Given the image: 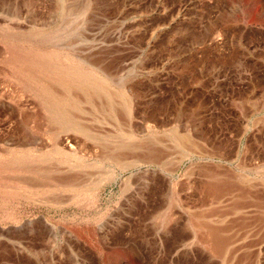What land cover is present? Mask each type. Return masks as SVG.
<instances>
[{
  "label": "rangeland",
  "instance_id": "374dc122",
  "mask_svg": "<svg viewBox=\"0 0 264 264\" xmlns=\"http://www.w3.org/2000/svg\"><path fill=\"white\" fill-rule=\"evenodd\" d=\"M43 91L93 141L56 149ZM20 151L82 176L0 189V264H264V0H0V157Z\"/></svg>",
  "mask_w": 264,
  "mask_h": 264
},
{
  "label": "bare ground",
  "instance_id": "6f19581e",
  "mask_svg": "<svg viewBox=\"0 0 264 264\" xmlns=\"http://www.w3.org/2000/svg\"><path fill=\"white\" fill-rule=\"evenodd\" d=\"M5 63L7 65H9V66L17 67L19 69H22L27 64H29L30 62H29V60H28V58L26 56L21 55V54H17V53L14 52V53H11L8 56V60H6ZM32 64H33V66L35 68L36 67L39 68L38 63L35 62V63H32ZM46 76H48V74ZM72 76L75 77L74 75H72ZM73 77H70L71 80H68L67 81V79L65 77H62L60 74H53V75L50 76V78L52 80H54V81L55 80H59L60 83H61V85L63 84V86H61L63 88L67 86L68 82L76 83L77 85L74 88H76L77 86H79L78 85L79 80H77L76 77H75V79L72 80ZM70 78H68V79H70ZM15 80H16V83L18 85H20L22 88L27 89V86L24 83L25 81H23L21 79H15ZM43 83H45V82H43ZM73 83L72 84L69 83L68 87L69 88H72L71 86H74L75 85V84L73 85ZM68 87H66L67 88V91L69 89ZM62 91H64V90H62ZM34 96H35L36 102H37V104H38L41 112L46 116L48 114V111L50 112L51 109L48 110V108H47L48 106L46 107L45 105H46L47 102L49 104L51 103L49 101V99L52 98L54 96V94L52 96V94L50 92L43 91V92H40V93L37 92L36 94H34ZM54 103H55V107L53 105V109L51 111H53V112L56 113V120L57 121L59 120L60 125H63V128H60L63 131H61L58 135H56V137L58 139H60V136H61L60 141L57 142V147H55L56 149H58L59 151L63 152V148H59L63 144V142H67V140H69V139L71 140L74 137L78 138V135H80V137L81 136L82 137H86V138L91 139L93 141L95 135H93L91 132H89L88 129L80 126L79 124H76V121L74 123V120L70 119V117L68 116V114L66 112H64L62 110V108H60V105H62V102H60L59 100H57V101H54ZM63 104H65V103L63 102ZM50 108H52V107L50 106ZM124 110H125V115L128 116L129 112H128L127 108L124 109ZM127 116H126V118H127ZM69 127H70V129H69ZM185 140L186 139H184V141ZM185 142L190 147L193 144L192 143V140L190 141V140L187 139ZM193 145H195V144H193ZM199 146H200V143H199ZM86 149H88V148H86ZM135 149H137V148H135ZM135 149H132V150L135 151ZM104 151H102V152L103 153H106V151L105 152ZM121 151H123V150H121ZM63 153L68 154L66 152H63ZM116 153H118V152H116ZM24 154H26L25 151H20L18 153H12V154L9 153L7 155V157H0V189H9V188H14L15 189V188H19L20 187L23 190L24 188L25 189H31V187L34 188L36 186H39V187H42V188H44L45 186H47L49 188H51V186H54L57 189L58 188H60V189L63 188L64 189L65 187H71L72 185L76 184V182L78 181V179L82 176V175L79 176V175L74 174L75 171L73 169H72L73 170L72 173L70 171L68 172V170H64V168H67V167H64L63 166L64 168L62 169L60 167V164H54L52 166H42V164L41 165H36L33 161H31L30 159H28L27 155L25 156ZM114 155H116V154L114 153ZM119 155H120V153H119ZM204 155H206V154H204ZM120 156H123V155H120ZM117 159L118 158H116V161H117ZM71 168H75V166H73ZM75 170H80V169H75ZM76 172H78V171H76ZM202 173H203V171H202ZM204 173H205L204 176H207V180H206V183H205V190H207L209 193L213 191L216 194V196H217V193H222V192L224 193L226 189H229L230 190V189H232L234 187H235V189H236V187H239V190L237 189L239 192H240V189H241V193L244 191L248 195H251V194L257 192L256 191L257 190L256 185H254V184H250L249 183V184L246 185V183H245V185H244L243 181H240L239 184H242L243 187L240 186V185L237 186L238 185L237 183L239 182L240 179L238 181L237 180L235 181V179L232 181L227 176L224 178V176L216 175L215 173L208 172V171H205V170H204ZM242 189H243V191H242ZM263 192H264V190H263ZM12 193H14V192H12ZM215 194H213V195H215ZM219 195H222V194H219ZM254 200H256V199H254ZM201 229H202L201 233L204 236H207L209 239L215 237L217 239V241H218V243H217L218 245H216V246H219V243H220L219 240L222 241V235L219 233L218 229L213 228V227H210V228L207 227V228H204V229L201 228ZM209 239H206V240H209Z\"/></svg>",
  "mask_w": 264,
  "mask_h": 264
}]
</instances>
